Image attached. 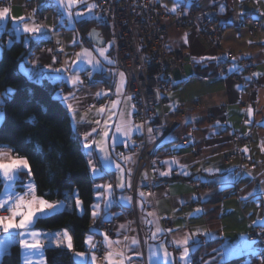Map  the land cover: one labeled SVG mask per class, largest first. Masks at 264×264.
<instances>
[{
    "label": "crops",
    "instance_id": "1",
    "mask_svg": "<svg viewBox=\"0 0 264 264\" xmlns=\"http://www.w3.org/2000/svg\"><path fill=\"white\" fill-rule=\"evenodd\" d=\"M26 1L0 0V8H10L9 19L0 21V54L2 43L9 45L13 38L23 40L29 51L21 62L22 70L36 80L49 78L57 84V94L69 97L63 102L75 109L73 119L72 109L68 107L73 134L81 143L92 177H103L106 173L114 176L112 181L94 185L91 223L101 218L111 220L113 228L107 236L113 241H123L122 244H113L110 249L104 243L105 235L101 234L104 260L99 261L97 254L89 251L87 243L91 236L97 245L94 235L88 233L85 237L86 249L77 250L68 227L45 228L37 226L36 220L33 230L41 233L45 264H50L45 249L55 246L48 243V234L64 230L71 235L73 248L70 250L78 264H107L105 256L113 249L123 250L126 256L131 257L132 264H156L155 259L149 260V246L154 251L160 250V264H181L179 257L182 247L173 245L169 250V241L182 240L198 230L196 239L200 243L193 245L190 241L188 245L189 264H264V247L259 248L255 244L251 248L246 247L253 241L248 236L251 228L254 225L264 228V18L257 33L249 34V18L264 16V0H225L219 5V20L225 25L221 47L210 44L197 26L170 29L167 40L169 51L187 50L191 58L183 71L173 69L164 77L163 107L167 110L184 108L186 112L181 117V124L157 156L152 192L146 193L143 189L147 174L143 173L141 177L138 216L140 222L151 229L144 250L140 243L129 249L125 247L129 241H124V237L138 240L128 185L131 184V172L136 163V155L131 149L142 131L140 122L134 118V102L126 94L127 76L115 66L111 42L110 45L107 44L108 40L103 44L97 42V38L104 37L100 28L92 27L85 37L76 28L77 21L81 19L99 17L96 7H89L95 2L76 0L69 5L67 0H31L47 14L46 20L39 21L25 13L23 4ZM158 1L163 10L170 13L208 8L216 2ZM23 23L38 25L42 31L35 35L24 32ZM101 49L105 50V55L100 54ZM228 52H233L236 58L229 61V71L223 74L221 66L227 62ZM239 58L252 60L256 77L254 84L242 83L232 77L233 73L241 72ZM54 69L67 71L56 72ZM120 73L124 74L123 79ZM183 73L189 77L181 81ZM72 75H78L82 83L73 85L68 80ZM113 93L118 95L117 99L112 98ZM94 100L103 101L104 105L90 106ZM100 109H104V112H99ZM118 126L121 131H117ZM137 126H140V131L135 130ZM128 128L132 130L126 135ZM93 129L96 131L93 132ZM106 131L107 138L104 136ZM85 143L91 147L85 148ZM0 151L8 152L12 157H22L8 146L0 148ZM93 166L97 170L95 174L92 172ZM29 181L34 182L36 188L31 175L24 184ZM121 182L125 187L118 186ZM107 185L112 186L110 190ZM4 190V184L0 183V192ZM15 191L23 194L25 189L17 183ZM140 193H144L143 198ZM35 195L40 196L37 189ZM74 195L75 200L81 202L80 206L76 204L77 211L83 213L84 206L77 191ZM109 200L111 204L106 207ZM47 201L57 203L66 199ZM97 204L98 210L94 207ZM198 209L203 211L198 212ZM94 211H98L95 217ZM167 219L173 221L169 235L163 227V221ZM121 225L125 227L122 229ZM158 228L161 231L157 232ZM16 231L0 230V261L2 255L9 252L14 243H18L21 264H24L27 250L19 243ZM206 232L211 235H206ZM153 233H156L155 237ZM207 242L213 244L206 246ZM225 245L231 250L227 255L221 251ZM161 246L173 254L174 261H164ZM137 248L143 255H136ZM197 249L195 262L193 252ZM74 253L85 255L75 257ZM92 255H95V261L91 259ZM31 259L38 264L41 257L37 253Z\"/></svg>",
    "mask_w": 264,
    "mask_h": 264
},
{
    "label": "built area",
    "instance_id": "2",
    "mask_svg": "<svg viewBox=\"0 0 264 264\" xmlns=\"http://www.w3.org/2000/svg\"><path fill=\"white\" fill-rule=\"evenodd\" d=\"M84 1V0H83ZM86 1V0H85ZM96 4V13L109 27L111 32L112 49L115 66L127 76L126 94L134 102V118L140 122L142 131L137 138L136 145L131 149L136 155V163L131 172V184L128 191L132 196V210L137 226L139 243L144 250V244L150 236L149 226L142 224L138 216V191L141 188V177L147 174L143 189L146 193L154 189L155 178L153 170L159 152L166 146L172 133L181 124L184 108L176 110L165 109V97L162 96L164 77L173 69L184 70L190 60V52L179 50L170 52L167 45L168 35L172 27H199L201 34L213 46L221 47L225 34V25L219 20V5L225 0H216L208 8H197L185 12L179 10L170 13L163 10L158 0H91ZM24 11L39 21L47 19V14L35 4L27 0L23 5ZM264 16L249 18V34L255 35L261 28ZM236 58L233 52L227 53V62L221 66V72L227 74L229 61ZM241 72H235L232 77L250 85L255 82L254 64L250 58H239ZM189 77L183 73L181 81ZM207 79V77H204ZM113 99L118 95L112 94ZM90 106H103V101H92ZM2 105L0 109H2ZM150 130V131H149ZM239 136L237 140L239 141ZM114 176L106 173L103 177L94 178V184H104L112 181ZM0 211V215L7 214ZM163 227L169 235L168 229L173 228V221H163ZM113 222L101 218L89 226V233L97 238L95 248H89L97 254L99 261L104 260L101 234H111ZM251 240L259 248L264 247V228L254 225L248 233ZM169 250L173 244L169 241ZM257 264V263H253Z\"/></svg>",
    "mask_w": 264,
    "mask_h": 264
},
{
    "label": "trees",
    "instance_id": "3",
    "mask_svg": "<svg viewBox=\"0 0 264 264\" xmlns=\"http://www.w3.org/2000/svg\"><path fill=\"white\" fill-rule=\"evenodd\" d=\"M92 27L100 28L106 40L111 38L109 27L99 17L81 19L76 23L83 37ZM28 51L23 40L13 38L9 45L2 43L0 94L8 89H13L14 94L0 95L4 114L0 124V146H8L16 155L27 158L38 195L50 201H67L59 213L37 220V226L50 229L68 227L73 234L75 248L84 250L85 237L91 225L94 178L81 143L73 134L69 109L57 98V84L47 77L41 80L30 78L22 70L21 62ZM20 177L19 185L25 183L29 174L23 171ZM75 191L83 203V213L77 211ZM212 244L207 242L205 245ZM198 250L193 252L195 262ZM45 255L50 264H78L72 251L65 247L48 246ZM0 264H21L18 243L2 255Z\"/></svg>",
    "mask_w": 264,
    "mask_h": 264
},
{
    "label": "snow or ice",
    "instance_id": "4",
    "mask_svg": "<svg viewBox=\"0 0 264 264\" xmlns=\"http://www.w3.org/2000/svg\"><path fill=\"white\" fill-rule=\"evenodd\" d=\"M76 0H67V3L71 5L72 3H75ZM90 8H95L96 5L92 4L89 6ZM79 15V13H78ZM10 16V8L4 7L0 8V21H5L9 19ZM11 19H16L15 17H11ZM21 21L24 20L23 17L20 18ZM19 31V28L17 29ZM23 31L27 33L37 34L42 31L41 27L38 25H29L28 23H23ZM101 55H105V50H100ZM107 59V57L105 56ZM195 59V58H194ZM111 62V61H110ZM75 63V62H73ZM89 63H93L92 61H89ZM56 72L61 71H67V69H54ZM121 78L123 79L124 74H119ZM68 80L73 85L82 83L78 75H72L68 77ZM14 94L13 89H8L6 93L0 94L5 96H11ZM102 93H97V95H101ZM57 98H59L62 101H67L69 97L63 96L62 94H57ZM130 99V98H129ZM3 104V100H0V105ZM68 107L72 109V116L73 119H75V109L72 108V105L69 104ZM116 107V102L113 103V108ZM99 112L103 113L104 109H100ZM123 115V114H121ZM4 114L2 111H0V124L3 123ZM34 119V118H30ZM99 123V121H97ZM131 128H128L125 132L127 135L129 132H131ZM136 131H140V126H137ZM93 132L96 131V129L92 130ZM117 131H121V128L118 126ZM150 131V130H149ZM87 135H90L87 134ZM87 135L85 136V140H87ZM105 138L108 137V132L106 131L104 133ZM85 148L91 147V145L85 143ZM6 146H0V148H3ZM106 151V150H105ZM107 158V157H106ZM125 159H131V158H125ZM91 163V161H89ZM23 171H27L29 175H31V167L29 165V162L26 157H12L10 153L0 151V183L4 184L5 190L3 192H0V211H6L9 214L7 216H0V230L3 232H9L10 229L17 230L15 232V235L19 239V243L22 245V247L27 250L24 255V264H34L31 257L37 255V253L40 255L41 259L38 262V264H45L44 257V243L41 241L40 236L41 233L38 231L33 230L35 221L43 218H47L49 216L55 215L62 211L66 206V201H60L57 203H50L49 201L45 200L42 196H36L35 195V184L32 181H29L28 184L20 183V186L25 189L23 194H19L15 191L16 185L18 182L21 181L20 173ZM96 168L93 166L92 172L96 173ZM130 171V170H129ZM161 175H168L169 173H160ZM119 187L123 188L125 187V184L121 182ZM130 187V184L128 185ZM103 187V186H98ZM111 185H107V188L110 190ZM140 196L143 198L144 193H140ZM30 197V199L28 198ZM77 206L81 205V202L77 199L76 200ZM111 204V200H109L106 203V207ZM95 209H99V205L94 206ZM198 212L203 211L202 209H198ZM98 215V211L93 212V216L95 217ZM154 215V214H149ZM255 223V222H254ZM125 226L121 225V228L123 229ZM161 231V229H157V232ZM168 231H172L171 229H168ZM206 235H211V233H205ZM105 241L104 243L107 244V246L112 249L113 244H122L123 241H113L111 238L107 236L105 233ZM156 233H153V237H155ZM199 235V230L195 234H188L185 236L182 240H174L171 243L176 246L177 248L182 247V252L180 254L179 260L181 261V264H189V252L190 249L188 247L189 242L191 241L193 245H198L200 241L196 239V236ZM124 241H129L125 247L131 249L133 246L138 245L139 241L135 238H129L124 237ZM48 243L49 244H55L57 247H66L68 249H72V238L71 235L67 232V230H64L63 232L58 233H49L48 234ZM88 245L90 248H95L96 244L93 242L92 237L89 236ZM255 241H251L250 244H248L246 247L251 248L252 244H255ZM163 247V259L165 262L168 261H174L175 257H173V254L167 251V248ZM225 255L229 254L231 251L228 248V245L223 246L221 250ZM84 253H74L75 257H83ZM136 255L140 256L143 255L142 252L139 251V249H136ZM160 250L156 249L153 250L152 246H149V260L155 259L156 264H160ZM91 259L95 261L96 257L95 255L91 256ZM105 260L107 264H132L131 257H128L125 255L123 250H117L113 249L109 251L106 256Z\"/></svg>",
    "mask_w": 264,
    "mask_h": 264
},
{
    "label": "water",
    "instance_id": "5",
    "mask_svg": "<svg viewBox=\"0 0 264 264\" xmlns=\"http://www.w3.org/2000/svg\"><path fill=\"white\" fill-rule=\"evenodd\" d=\"M106 41L105 37L97 38L99 44H103Z\"/></svg>",
    "mask_w": 264,
    "mask_h": 264
},
{
    "label": "rangeland",
    "instance_id": "6",
    "mask_svg": "<svg viewBox=\"0 0 264 264\" xmlns=\"http://www.w3.org/2000/svg\"><path fill=\"white\" fill-rule=\"evenodd\" d=\"M31 1V0H30ZM24 5V4H23ZM24 9V8H23ZM26 13V12H25ZM34 18V17H33ZM36 19V18H35ZM108 43L107 44H109L110 45V42H111V44H112V41H111V39H109L108 41H107ZM0 111H1V109H0ZM2 215V214H1Z\"/></svg>",
    "mask_w": 264,
    "mask_h": 264
}]
</instances>
